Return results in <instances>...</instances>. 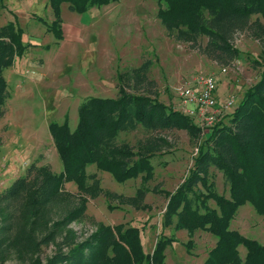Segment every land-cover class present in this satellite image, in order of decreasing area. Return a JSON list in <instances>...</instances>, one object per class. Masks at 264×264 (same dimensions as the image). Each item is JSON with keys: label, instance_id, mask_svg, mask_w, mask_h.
<instances>
[{"label": "trees", "instance_id": "trees-1", "mask_svg": "<svg viewBox=\"0 0 264 264\" xmlns=\"http://www.w3.org/2000/svg\"><path fill=\"white\" fill-rule=\"evenodd\" d=\"M111 1L115 0H48L52 18L44 23L45 30L61 39V3L80 14ZM155 1L156 17L164 29L175 40L195 45L199 37H206L198 49L217 63L229 65L241 57L242 51L232 42L237 33L255 39L260 46L259 59L254 60L261 68L258 80L238 98L230 114L204 133L187 115L158 100L155 82L147 75L149 59L117 71L115 95L85 97L76 107L73 129L66 120L48 123L60 171L31 162L0 190V264H9V259L17 264H166L164 249L174 241L172 235L160 234L151 251L144 252L136 226L98 221L77 240L69 224L83 220L87 199L98 195H103L109 209L116 206L112 201L148 209L143 203L144 183L153 176L151 157L169 146L157 132L168 129L184 130L195 142L204 139L177 186L159 190L167 197L162 223L187 232L183 245L188 253L195 230L216 237L202 264H264V243L230 228L237 209L246 202L264 217V0ZM21 33L12 20L0 25V118L9 96L2 70L30 45L22 43ZM137 127L145 134L133 145L120 138ZM88 165L109 173L118 183L138 177L140 185L132 195L103 189L96 174L86 172ZM211 166L222 172L228 197L211 190ZM66 182L74 184L75 193L64 189ZM209 199L217 208L207 205ZM49 245L51 253L41 259L42 247ZM240 245L246 250L244 257Z\"/></svg>", "mask_w": 264, "mask_h": 264}, {"label": "rangeland", "instance_id": "rangeland-1", "mask_svg": "<svg viewBox=\"0 0 264 264\" xmlns=\"http://www.w3.org/2000/svg\"><path fill=\"white\" fill-rule=\"evenodd\" d=\"M156 9L155 0H115L77 14L61 3L62 38L57 41L52 32L45 30V24L52 18L48 0H0V25L11 20L16 22L22 31V43L30 44L21 56L13 58L11 66L2 70L9 96L0 118V190L22 175L31 162L47 164L53 172H59L61 163L47 131L48 123L66 120L73 129L79 102L87 96H114L116 72L137 66L145 59L150 60L147 75L155 82L158 100L172 107L177 101L176 89L191 75L216 74L219 101L229 95L241 98L258 80L261 68L254 65V60L259 59L260 46L255 39L244 32L237 33L232 42L242 51L241 57L229 65L220 64L199 51L198 45H204L206 37H199L198 45L175 40L156 17ZM34 17H40L41 21ZM222 67L227 68L226 72H221ZM218 89L220 93L223 91V98ZM144 134L137 127L121 133L120 138L133 145ZM157 134L169 146L150 159L153 176L144 183L147 191L143 197L148 209L136 210L115 201L110 204L116 206L109 209L103 195H98L87 199L85 218L71 222L69 227L80 240L98 221L136 226L140 228L144 252L151 251L160 234L172 235L174 241L164 249L166 264H202L216 237L197 229L191 234V251L186 252L183 244L188 239L187 232L175 229L173 223L169 226L162 223L167 197L159 190L172 191L184 178L192 166L195 148L204 137L195 142L184 130L176 129L161 130ZM86 172H94L101 188L117 194L132 195L140 185L138 177L118 183L94 165H88ZM209 182L211 190L228 197V184L214 166L209 169ZM63 186L69 192L76 191L71 182ZM207 205L217 208L213 199ZM230 228L264 243V217L250 202L237 209ZM238 250L244 257L245 248L240 245ZM51 251V245L42 247L40 258ZM7 262L17 264L14 259Z\"/></svg>", "mask_w": 264, "mask_h": 264}, {"label": "built area", "instance_id": "built-area-1", "mask_svg": "<svg viewBox=\"0 0 264 264\" xmlns=\"http://www.w3.org/2000/svg\"><path fill=\"white\" fill-rule=\"evenodd\" d=\"M226 70V67H222L221 72ZM176 97L173 108L191 118L203 132L230 114L238 101L235 95H229L219 101L214 73L189 76L183 85L176 89ZM197 149L196 147V152Z\"/></svg>", "mask_w": 264, "mask_h": 264}, {"label": "crops", "instance_id": "crops-1", "mask_svg": "<svg viewBox=\"0 0 264 264\" xmlns=\"http://www.w3.org/2000/svg\"><path fill=\"white\" fill-rule=\"evenodd\" d=\"M60 6H61V5H60ZM61 35H62V29H61ZM61 38H62V37H61ZM57 41H59V39H58ZM220 91H221V90L218 89V93H219L220 97L222 96V98H223V95H222V92H223V91H222L221 93H220Z\"/></svg>", "mask_w": 264, "mask_h": 264}]
</instances>
